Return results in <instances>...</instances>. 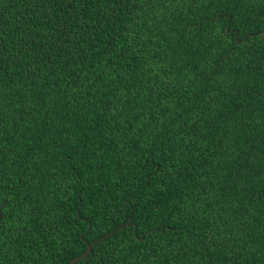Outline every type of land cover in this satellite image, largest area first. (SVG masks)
<instances>
[{"label":"trees","instance_id":"obj_1","mask_svg":"<svg viewBox=\"0 0 264 264\" xmlns=\"http://www.w3.org/2000/svg\"><path fill=\"white\" fill-rule=\"evenodd\" d=\"M263 29L264 0H0V264H264Z\"/></svg>","mask_w":264,"mask_h":264},{"label":"snow or ice","instance_id":"obj_2","mask_svg":"<svg viewBox=\"0 0 264 264\" xmlns=\"http://www.w3.org/2000/svg\"><path fill=\"white\" fill-rule=\"evenodd\" d=\"M32 2L37 4L39 7H41L42 11L47 12L48 5L59 4L60 0H32ZM67 2L70 4L72 0H67ZM97 8H99V4H97ZM50 23L55 25V27L52 28L53 32H58L60 30L61 25L59 22L55 21V18H52ZM261 35H264V32H261ZM49 42L52 44V48L57 47V42L52 41V37L50 36L47 42L41 41L40 43L43 46L38 45L34 51L39 56H47L49 58L54 59V57L52 56L51 50L48 47Z\"/></svg>","mask_w":264,"mask_h":264},{"label":"water","instance_id":"obj_3","mask_svg":"<svg viewBox=\"0 0 264 264\" xmlns=\"http://www.w3.org/2000/svg\"><path fill=\"white\" fill-rule=\"evenodd\" d=\"M260 32H264V29L261 30V31H259V32L247 33L243 38H237L236 42L242 41L247 35H249V36H255V35H258V33H260ZM111 232H109L107 235H109ZM94 244H95V242L93 244H89L88 247H87V250L84 253H82L81 255H79L77 257H75L73 260H71L67 264H74L76 261H78V260L83 259L84 257H86L91 252L92 247H93Z\"/></svg>","mask_w":264,"mask_h":264}]
</instances>
